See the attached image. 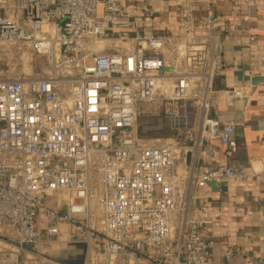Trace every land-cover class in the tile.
<instances>
[{
	"label": "built area",
	"instance_id": "built-area-1",
	"mask_svg": "<svg viewBox=\"0 0 264 264\" xmlns=\"http://www.w3.org/2000/svg\"><path fill=\"white\" fill-rule=\"evenodd\" d=\"M172 1L179 29L155 35L122 0H0V50L47 61L41 75L0 74V264H61L51 253L76 244L83 264H221L207 197L195 191L249 175L177 164L202 161L213 140L236 151L239 123L212 116L213 98L245 106L253 86L215 87L225 67L216 0ZM241 1L224 33L250 45L255 0ZM164 127L170 136L145 142ZM222 254L228 263L241 250L227 243Z\"/></svg>",
	"mask_w": 264,
	"mask_h": 264
},
{
	"label": "crops",
	"instance_id": "crops-1",
	"mask_svg": "<svg viewBox=\"0 0 264 264\" xmlns=\"http://www.w3.org/2000/svg\"><path fill=\"white\" fill-rule=\"evenodd\" d=\"M129 6L140 9V18L145 28L155 35L176 33L179 29L178 12L172 0H157L152 5L159 13L148 15L147 0H122ZM244 5L241 0H216L215 11L224 25L218 33L225 41L224 75L215 78V87L222 89L250 82L253 86L251 101L229 99L221 93L214 95L211 115L221 120L235 119L237 149L230 152L218 140L211 143L212 149H202V161L192 163L188 156L181 158L177 170L192 168L195 173L216 167L240 166L249 175L246 181L229 178L209 181L197 194L207 197L211 225L206 237L213 242L211 259L221 264H264V0H255L251 8L252 26L256 41L250 45L243 35L224 33L226 25L239 23L238 10ZM200 154V153H199ZM230 243L241 250L228 263L222 249ZM82 246L71 245L61 252L51 253V259L61 264H83L81 260L64 256L68 251ZM83 257H84V247ZM61 253L62 256L60 255Z\"/></svg>",
	"mask_w": 264,
	"mask_h": 264
},
{
	"label": "rangeland",
	"instance_id": "rangeland-1",
	"mask_svg": "<svg viewBox=\"0 0 264 264\" xmlns=\"http://www.w3.org/2000/svg\"><path fill=\"white\" fill-rule=\"evenodd\" d=\"M5 49V48H4ZM0 50V74L4 76H14L17 73H24L26 75H41L46 71L47 61L45 58L37 57L30 50H17L10 47V52H5V50ZM139 125L152 124L154 120L148 118H142L139 121ZM169 131V130H168ZM167 130L164 127L161 131H151L150 133L142 134L145 138L147 144H153L161 142L160 139L166 138L171 135V133L166 134ZM168 133V132H167ZM188 143V142H187ZM96 169H92L91 178L93 183L97 186L98 190L101 189V184L99 177L97 178ZM93 208L97 206L93 203ZM175 225L177 224V219L174 220ZM83 247L79 246L76 249L68 251L64 256H68L70 259L77 258L81 260L83 258ZM63 253L60 255L62 256Z\"/></svg>",
	"mask_w": 264,
	"mask_h": 264
},
{
	"label": "trees",
	"instance_id": "trees-1",
	"mask_svg": "<svg viewBox=\"0 0 264 264\" xmlns=\"http://www.w3.org/2000/svg\"><path fill=\"white\" fill-rule=\"evenodd\" d=\"M166 130H167V132H168V133L166 132V134H169V133H171V131H170L169 129H167V128H166ZM168 130H169V131H168Z\"/></svg>",
	"mask_w": 264,
	"mask_h": 264
}]
</instances>
